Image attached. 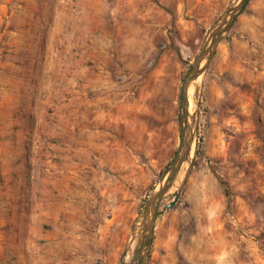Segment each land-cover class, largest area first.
<instances>
[{"label": "rangeland", "instance_id": "rangeland-1", "mask_svg": "<svg viewBox=\"0 0 264 264\" xmlns=\"http://www.w3.org/2000/svg\"><path fill=\"white\" fill-rule=\"evenodd\" d=\"M229 2L0 0V264H122ZM194 149L141 264H264V0L201 77Z\"/></svg>", "mask_w": 264, "mask_h": 264}, {"label": "water", "instance_id": "water-1", "mask_svg": "<svg viewBox=\"0 0 264 264\" xmlns=\"http://www.w3.org/2000/svg\"><path fill=\"white\" fill-rule=\"evenodd\" d=\"M250 0H230L205 32L182 80L179 93L178 142L172 162L158 186L145 202L127 239L122 264L130 249L128 264H141L153 239L157 221L175 204L190 171L198 124V91L222 38L230 30ZM193 94L189 99V88ZM191 102V105H190Z\"/></svg>", "mask_w": 264, "mask_h": 264}, {"label": "bare ground", "instance_id": "bare-ground-1", "mask_svg": "<svg viewBox=\"0 0 264 264\" xmlns=\"http://www.w3.org/2000/svg\"><path fill=\"white\" fill-rule=\"evenodd\" d=\"M193 86H191L190 88H189V99H190V97H191V95H192V91H193V88H192ZM190 105H191V102H190ZM82 206V205H81ZM40 215H41V213H40ZM129 252H130V249L127 251V253H126V255H125V257H124V263L123 264H128V258H129Z\"/></svg>", "mask_w": 264, "mask_h": 264}, {"label": "trees", "instance_id": "trees-1", "mask_svg": "<svg viewBox=\"0 0 264 264\" xmlns=\"http://www.w3.org/2000/svg\"><path fill=\"white\" fill-rule=\"evenodd\" d=\"M221 184L224 185V184H225L224 181H221ZM224 190H225V195L228 196V195H229V191H228V189L225 187Z\"/></svg>", "mask_w": 264, "mask_h": 264}]
</instances>
